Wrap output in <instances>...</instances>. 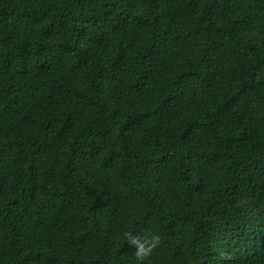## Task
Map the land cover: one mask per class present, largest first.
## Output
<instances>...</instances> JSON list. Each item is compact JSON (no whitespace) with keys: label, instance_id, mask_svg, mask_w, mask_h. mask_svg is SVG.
I'll return each instance as SVG.
<instances>
[{"label":"trees","instance_id":"16d2710c","mask_svg":"<svg viewBox=\"0 0 264 264\" xmlns=\"http://www.w3.org/2000/svg\"><path fill=\"white\" fill-rule=\"evenodd\" d=\"M125 232L264 264V0H0V264H137Z\"/></svg>","mask_w":264,"mask_h":264},{"label":"clouds","instance_id":"9594fccd","mask_svg":"<svg viewBox=\"0 0 264 264\" xmlns=\"http://www.w3.org/2000/svg\"><path fill=\"white\" fill-rule=\"evenodd\" d=\"M145 231L147 232L148 230L146 229ZM124 237L127 243L135 248L137 264H144L162 241V237L158 233L145 236L142 239L131 232H125Z\"/></svg>","mask_w":264,"mask_h":264}]
</instances>
